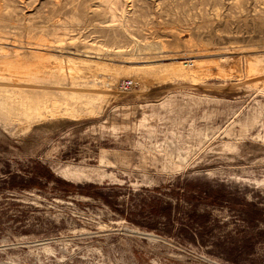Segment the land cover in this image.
I'll return each instance as SVG.
<instances>
[{"label":"rangeland","instance_id":"374dc122","mask_svg":"<svg viewBox=\"0 0 264 264\" xmlns=\"http://www.w3.org/2000/svg\"><path fill=\"white\" fill-rule=\"evenodd\" d=\"M259 55L264 0H0V264H264Z\"/></svg>","mask_w":264,"mask_h":264},{"label":"bare ground","instance_id":"6f19581e","mask_svg":"<svg viewBox=\"0 0 264 264\" xmlns=\"http://www.w3.org/2000/svg\"><path fill=\"white\" fill-rule=\"evenodd\" d=\"M91 59V58H90ZM259 59H262V60H264V55L263 56H257V57H254V58H251V57H249V58H247V60L248 61H254V62H256V64H257V61L259 60ZM55 60V59H54ZM56 61V63H54V64H58V62H57V60H55ZM90 61V60H89ZM89 61H76V60H73V59H67V66H68V70H69V72L71 73V74H75V73H79L80 72V68H84V67H95L96 69H103L104 70V68L105 67H107L106 65H104V64H100V63H93V62H89ZM264 62V61H263ZM187 63L188 62H186V65H187ZM192 64V63H191ZM179 65H182L183 66V64H180L179 63ZM178 65V66H179ZM185 65V66H186ZM177 66V68H179ZM184 66V67H185ZM255 66V65H254ZM59 67V66H58ZM176 68V67H175ZM255 69L256 70H259V71H262V70H264V65H262V64H257L256 66H255ZM177 70V69H176ZM180 70V69H179ZM254 70V69H253ZM180 75V74H179ZM12 76V75H11ZM115 76V75H114ZM118 77H112L111 79H110V81H109V88H111V90H115V85L117 84V82H118V79H117ZM16 80V79H15ZM141 83V82H140ZM113 94V93H112ZM114 95V94H113ZM115 95H117V94H115ZM114 95V96H115ZM119 96L120 95H117V97L119 98ZM112 97V96H111ZM95 100V99H94ZM56 104V103H55ZM54 104V105H55ZM132 111V110H131ZM135 111V110H134ZM113 116V115H112Z\"/></svg>","mask_w":264,"mask_h":264},{"label":"built area","instance_id":"2783aa9c","mask_svg":"<svg viewBox=\"0 0 264 264\" xmlns=\"http://www.w3.org/2000/svg\"><path fill=\"white\" fill-rule=\"evenodd\" d=\"M131 87H132V83L130 81H124L120 85V91L126 93L131 89Z\"/></svg>","mask_w":264,"mask_h":264},{"label":"trees","instance_id":"16d2710c","mask_svg":"<svg viewBox=\"0 0 264 264\" xmlns=\"http://www.w3.org/2000/svg\"><path fill=\"white\" fill-rule=\"evenodd\" d=\"M57 183H58V181L57 180H55Z\"/></svg>","mask_w":264,"mask_h":264}]
</instances>
